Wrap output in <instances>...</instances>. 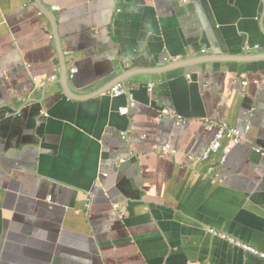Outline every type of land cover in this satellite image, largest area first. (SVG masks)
I'll use <instances>...</instances> for the list:
<instances>
[{
  "label": "crops",
  "instance_id": "0c3cea01",
  "mask_svg": "<svg viewBox=\"0 0 264 264\" xmlns=\"http://www.w3.org/2000/svg\"><path fill=\"white\" fill-rule=\"evenodd\" d=\"M263 77L264 0H0V264H264Z\"/></svg>",
  "mask_w": 264,
  "mask_h": 264
},
{
  "label": "built area",
  "instance_id": "2783aa9c",
  "mask_svg": "<svg viewBox=\"0 0 264 264\" xmlns=\"http://www.w3.org/2000/svg\"><path fill=\"white\" fill-rule=\"evenodd\" d=\"M54 9H58L57 7H53ZM256 49H260L259 46L255 47ZM246 50H251V47L247 46ZM205 51V50H204ZM77 72L76 67H72L70 69L69 76L70 78H73L75 73ZM188 77H190V74H187ZM52 79H55V76H52ZM36 81L37 78H34ZM242 83L244 85L248 84L247 80H243ZM256 84H264V77L262 80H255ZM157 86V82L150 81L147 83V90L149 92H152L155 87ZM109 93L113 97H119L123 94H129L131 98V93L128 89V86L124 82H118L116 83L110 90ZM135 105V101L131 98L130 104L127 106H121L119 107V111L122 114H128L130 112V108ZM166 114L170 113L175 118L176 123L181 124L185 123L187 121V118L182 116L181 114H178L176 111L171 112L170 110L166 109L164 110ZM47 115V113H45ZM253 116V113H250L248 116V119L246 121V124L243 127H235L230 125L226 121H214L210 127L214 126L215 128V135L213 141L210 143V145L206 148V150L200 154V155H194L190 154L188 155L190 160L193 161H204L207 160L213 153L217 152L220 149H223L225 153V159L226 155L229 154L232 149L236 145H240L243 142H245L248 139V135L250 134V131L252 130V120L251 117ZM123 138H127V134H123ZM156 150L158 153L165 154L167 152H173L177 153V149L173 148L170 143H164L162 145L156 144ZM259 152H263L262 148H258ZM132 154V152H130ZM224 159V160H225ZM119 161H125L124 158H119ZM210 231L214 234L219 235L221 238L227 240L228 242L240 246L243 250L250 252L252 254L259 255L264 258V253L260 252L258 249L253 247L251 244L247 242H243L242 240L237 239L233 235L228 234L227 232L217 230L216 228H211Z\"/></svg>",
  "mask_w": 264,
  "mask_h": 264
},
{
  "label": "water",
  "instance_id": "95a60500",
  "mask_svg": "<svg viewBox=\"0 0 264 264\" xmlns=\"http://www.w3.org/2000/svg\"><path fill=\"white\" fill-rule=\"evenodd\" d=\"M37 4V3H36ZM63 55H64V59L69 55V53H65L64 51H63ZM190 63H187L186 65H173V66H171V67H169V68H164V69H162V70H169V69H173V68H179V67H182V66H188ZM161 70V71H162ZM126 79H124L123 81H125ZM66 82H68L67 80H66ZM114 86V85H113ZM112 85L110 86V88L108 87V88H106V89H104L103 91H101V92H104V91H107V90H109V89H111L112 87H113ZM15 109V108H14ZM16 109H19V108H16ZM156 152H158V151H156ZM215 154H218L217 156H215V155H211L208 159H207V162H209L210 163V166L208 167V171L210 172V173H213V174H218L220 171H222L224 168H225V153H224V151H223V149H220V150H218L217 152H215ZM213 181H214V183H217L218 182V180H217V178L215 177V176H213Z\"/></svg>",
  "mask_w": 264,
  "mask_h": 264
}]
</instances>
